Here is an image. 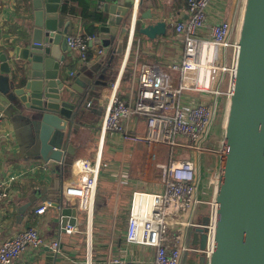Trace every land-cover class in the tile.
Listing matches in <instances>:
<instances>
[{
	"label": "water",
	"instance_id": "water-1",
	"mask_svg": "<svg viewBox=\"0 0 264 264\" xmlns=\"http://www.w3.org/2000/svg\"><path fill=\"white\" fill-rule=\"evenodd\" d=\"M146 2L152 3L103 1L105 19L90 43L102 46L104 56L71 77L64 55L70 50L65 36L71 18L64 12L63 0H31L28 39L14 52L0 53V118L16 127L25 155L42 162L39 168L59 172L60 186L54 191L58 196L52 202L59 208L63 231L68 225L76 226L79 214L62 202V180L76 155L73 136L83 126L92 101L101 98L108 67L124 53L128 33L132 43L136 34L156 40L171 28L165 21H156L151 9L144 10ZM136 4V33L131 36ZM236 43L239 50L234 53L236 71L229 86L222 142L225 155L214 188L212 249L207 227L211 216L191 230V243L200 250L199 264H264V0H245Z\"/></svg>",
	"mask_w": 264,
	"mask_h": 264
},
{
	"label": "crops",
	"instance_id": "crops-1",
	"mask_svg": "<svg viewBox=\"0 0 264 264\" xmlns=\"http://www.w3.org/2000/svg\"><path fill=\"white\" fill-rule=\"evenodd\" d=\"M151 1L152 3H145L144 10L151 9L156 21H165L171 26L167 35L151 40L144 35L136 34L131 43L128 33L124 41V53L116 55L108 67L104 90L99 92V95H102L101 98L92 101L85 115L83 126L73 136V144L76 148L74 159H94L101 147L103 164L92 213L80 210L76 199L63 197L67 185L77 177L76 170H70L62 180V202L67 206L77 208L79 213L73 233L63 231L60 226L59 208L55 207L52 202L53 198L58 196L54 191L60 186L59 172L52 168L49 171L39 168L42 162H37L25 155L23 143H21L22 136L16 133V127L10 124L8 120L0 118V179L6 180L12 176L17 177L15 181L6 186L8 196L0 201V242L32 227L38 229L47 240H60L61 242L59 254L49 248L27 249L12 264H115L113 261L116 258L147 263L154 260L155 248L132 245L126 242L134 193L137 191L155 192L160 189V183L158 184L152 179L151 172L147 174V171L143 173L138 169L140 144H148L127 143L123 141L120 135L107 134L103 138L101 129L108 100L114 92L115 85L118 86L119 96L127 100L129 104H134L139 87L137 68L140 65L159 64L167 66L179 62L183 56L184 43L176 35L175 25L177 22L189 18L187 0ZM227 4V0H214L212 2L209 9L208 24L201 31L202 36L210 37V29L213 23L229 19ZM70 7L76 13L72 14L64 10L65 14L71 18L68 34L88 37L90 61L101 60L104 56L103 52L102 54L99 53L100 50H103L102 46L91 45L90 42L98 36L99 27L103 22L96 24L97 31L95 34H87L86 20L81 16L79 5L70 3ZM99 7L104 11L103 3ZM31 13V0L2 1L0 9V53L14 52L15 47L23 46V42L29 36L28 30L32 26ZM113 46L116 49L117 41ZM64 55L66 56L65 68L69 77L72 74H77L84 67L80 63L78 51L67 50ZM106 64L103 68L106 67ZM222 66L228 67L227 64ZM132 67V71H129ZM127 75L128 77H126ZM199 97L204 99V97ZM199 97L197 93H188L184 99L188 103H193ZM127 128L131 133L142 135L147 128L146 119L133 116L127 122ZM222 142L223 140L219 146L215 140H210L206 145L219 150L223 148ZM154 147L157 150L160 147L167 150L168 155H170L167 163L172 157L176 158L177 154L182 151V149L172 150L168 146ZM212 156L217 157L218 155L214 153L205 154L202 158L213 160L214 157ZM197 159H192L195 164ZM219 165L220 157L218 156L217 168L211 170L213 175H217ZM158 168L160 169V165ZM204 188L200 181L197 198L202 201L201 203L194 205L189 201H178L174 208L169 211L173 224L168 233V241L172 239L175 233L180 232L185 236L186 242L194 246L191 243V230L194 226L189 225L201 223L207 216H210L212 211L214 192L212 197L206 196L207 192ZM44 199L48 200L44 201ZM45 202H50L52 206L45 213L37 214L36 209ZM199 256L200 253L187 252L182 257L181 264H199Z\"/></svg>",
	"mask_w": 264,
	"mask_h": 264
},
{
	"label": "built area",
	"instance_id": "built-area-1",
	"mask_svg": "<svg viewBox=\"0 0 264 264\" xmlns=\"http://www.w3.org/2000/svg\"><path fill=\"white\" fill-rule=\"evenodd\" d=\"M2 1L0 0V9ZM213 1L187 0L189 18L175 25L176 35L184 43L181 60L167 66L140 65L139 87L134 104L121 98L117 92L118 86H114L101 123L103 138L107 134L120 135L127 143L168 146L172 150L216 153L220 158L224 157V147L216 150L207 146L205 140L217 112L216 103H212L211 98L220 94L218 90L215 91L214 83L220 71L227 70V67L219 65L220 50L232 47L235 53L239 46L236 41L232 42L233 23L227 19L211 25L210 37L201 35L208 24L209 9ZM138 13L139 7L136 4L132 10L131 36L136 33ZM65 39L70 50L79 52L80 63L83 66L89 65V38L67 34ZM99 53L102 54V50ZM230 70L233 74L236 67L233 66ZM176 75L178 84L174 86ZM188 93H197L198 97L204 99L199 97L195 102L188 103L184 99ZM133 116L146 119L144 134H134L128 130L127 122ZM102 167L101 147L94 159H74L69 171L76 170L77 177L67 185L63 197L76 199L80 210L92 213ZM160 169L162 175L158 191L134 193L126 232L127 243L155 248V258L150 263L116 258L113 261L115 264H181L185 253L200 252L198 247L189 245L180 232L175 233L168 241V233L173 224L169 211L174 208L175 203L189 201L197 205L202 202L197 198L200 181L195 161L172 157L169 163L160 165ZM16 179V176L0 179V201L8 196L6 186ZM216 183L214 175L211 184L215 186ZM51 206L50 202H45L36 209V213L43 214ZM210 216L211 222L207 227L212 249L216 233V206L213 201ZM189 226H198V223ZM65 231L73 233L75 228L67 226ZM208 247L206 253L211 251ZM46 248L59 254L61 242L49 241L38 229L28 228L0 242V264H12L27 249Z\"/></svg>",
	"mask_w": 264,
	"mask_h": 264
},
{
	"label": "rangeland",
	"instance_id": "rangeland-1",
	"mask_svg": "<svg viewBox=\"0 0 264 264\" xmlns=\"http://www.w3.org/2000/svg\"><path fill=\"white\" fill-rule=\"evenodd\" d=\"M228 4V14H229V21L233 23V31H232V42L236 41L238 38L239 33V27L242 19V13L244 8V2L245 0H227ZM233 48L229 47L227 49L221 48L220 50V61L219 65L222 66L224 64H227V70L220 71L219 75L216 78V81L214 83V89L215 91H219L220 94L216 95L215 97L211 98L212 103H216L217 106V112L214 119V122L210 128V132L208 134V137L205 140V144L208 143L210 140H215L217 145L220 146V142L224 140V124L226 119V113L228 108V90L231 83V70L233 67ZM133 67L129 69V71H132ZM139 71V67L137 68ZM217 146V148H219ZM139 157L140 161L138 163V169L144 173V171H147V174L151 172L152 179H154L155 182L158 184L161 181V169L158 168L159 165H165L169 160L170 155H168L167 150L165 148H155L153 146L140 144L139 148ZM217 150V149H216ZM216 154V153H214ZM169 156V157H168ZM205 156V154H201L198 152H190L186 150H182L177 154L176 159H185V158H198L196 161V165L198 167V178L204 185V190L207 192L206 196L212 197L214 188L211 184L212 181V174L211 170L217 168V160L218 156H212L214 157L213 160L211 159H203L202 157ZM209 156V155H208ZM205 169V170H204ZM211 177V179H210ZM156 183V184H157ZM203 190V189H202Z\"/></svg>",
	"mask_w": 264,
	"mask_h": 264
},
{
	"label": "trees",
	"instance_id": "trees-1",
	"mask_svg": "<svg viewBox=\"0 0 264 264\" xmlns=\"http://www.w3.org/2000/svg\"><path fill=\"white\" fill-rule=\"evenodd\" d=\"M104 0H65L64 10L74 14L76 11L70 7V3H77L81 16L86 20V32L93 35L97 31L96 24L105 19L104 12L99 7ZM90 56V54H89ZM128 77V75L126 76Z\"/></svg>",
	"mask_w": 264,
	"mask_h": 264
},
{
	"label": "bare ground",
	"instance_id": "bare-ground-1",
	"mask_svg": "<svg viewBox=\"0 0 264 264\" xmlns=\"http://www.w3.org/2000/svg\"><path fill=\"white\" fill-rule=\"evenodd\" d=\"M236 71V70H235Z\"/></svg>",
	"mask_w": 264,
	"mask_h": 264
}]
</instances>
